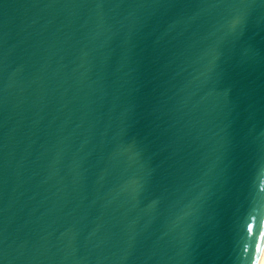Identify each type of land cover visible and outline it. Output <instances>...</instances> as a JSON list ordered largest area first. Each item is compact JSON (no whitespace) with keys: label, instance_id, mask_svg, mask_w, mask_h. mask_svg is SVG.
Wrapping results in <instances>:
<instances>
[{"label":"water","instance_id":"obj_1","mask_svg":"<svg viewBox=\"0 0 264 264\" xmlns=\"http://www.w3.org/2000/svg\"><path fill=\"white\" fill-rule=\"evenodd\" d=\"M264 0H0V264H261Z\"/></svg>","mask_w":264,"mask_h":264},{"label":"bare ground","instance_id":"obj_2","mask_svg":"<svg viewBox=\"0 0 264 264\" xmlns=\"http://www.w3.org/2000/svg\"><path fill=\"white\" fill-rule=\"evenodd\" d=\"M261 264H264V253H263Z\"/></svg>","mask_w":264,"mask_h":264}]
</instances>
